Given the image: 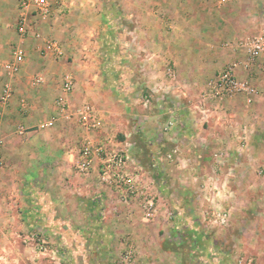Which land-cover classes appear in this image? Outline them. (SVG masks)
<instances>
[{"label": "rangeland", "instance_id": "obj_1", "mask_svg": "<svg viewBox=\"0 0 264 264\" xmlns=\"http://www.w3.org/2000/svg\"><path fill=\"white\" fill-rule=\"evenodd\" d=\"M46 1L44 20L55 10L72 18L61 24L76 34L67 57L54 37L43 41L78 65L89 98L74 99V122H56L61 134L20 135V107L7 103L0 112V264L15 256L12 264H117L126 252L134 254L131 264H264V106L253 118L244 108L253 98L264 103V56H248L249 41L264 30V0ZM11 5L0 0V66L7 43L15 45L7 33ZM228 67L245 90L212 96L208 83ZM168 97L188 115L178 118L180 134ZM87 105L97 129L81 127L78 111ZM57 140L72 149L71 159L88 143L127 152L154 199L153 216L145 219L139 201L122 203L105 184L110 192L98 199L86 189L76 197L62 187L65 160L58 172L51 164L27 179L58 153ZM37 142H48V150L32 147ZM40 190L49 194L45 202Z\"/></svg>", "mask_w": 264, "mask_h": 264}, {"label": "crops", "instance_id": "obj_2", "mask_svg": "<svg viewBox=\"0 0 264 264\" xmlns=\"http://www.w3.org/2000/svg\"><path fill=\"white\" fill-rule=\"evenodd\" d=\"M8 1L12 4V21L9 26L10 29H8L7 33L11 35V43H15V45L7 43V50L4 51L7 53L2 54V56L4 55L3 58L5 57V62L0 66L3 71V76H1L2 78H0V112L3 113L2 110L7 103H9V105L13 104V106L15 105L16 107H20V113L15 114L18 119L16 133L20 135L33 133L36 135H48L52 131L61 134L62 132L56 129V122H65L64 124L74 122V118L70 117V115H75L72 113L74 110L73 106H71L74 103V99L81 97L88 99L89 97L83 94L80 80H78L77 78L76 73L78 70V65L75 62H67V59H65L64 57H55L54 52L47 48V44L44 43L43 39L45 35L54 37L53 39L57 40L55 41L60 45V47L62 48V52L64 53L65 57H67V55L70 54V47L67 43H69V39H71V37L76 34V31L74 29H71L67 24L66 26L65 24H61V22H70L72 21V18H68V16L63 17L62 15H57L55 10L53 12V17L49 18V21L47 22L44 19H37L35 17L26 18L28 30L27 34L22 36L17 32V24L20 15L17 2L16 0ZM16 49L23 50L24 58L20 63L17 73L14 75H10L6 72L5 65L13 59V52ZM53 57L56 58L55 61H52ZM68 74L73 77V86L70 92L65 93L62 90L61 85L63 84V78ZM185 79L186 84L192 83V80L190 78ZM1 88H3V91L6 89L8 91H12L9 98H7L6 100H4L3 98L4 92L2 91L1 93ZM172 93L173 92H171V94ZM80 95L81 97H79ZM59 99H64V101L67 102V106L62 108L58 103ZM169 99L170 98L168 97L169 102L170 100L173 101V104H171V106H168V113L172 114L175 122L173 131L180 134V128L177 127L178 118L180 119V121L182 119L183 122H185L188 120V118H186L188 117V115L184 113V111L178 110L179 108H177L176 104H179V102L175 104V99ZM233 100L235 102L241 99L240 97H236ZM252 100V104L248 106L249 101H247V105H245L244 107L247 110L250 109L249 112L251 114L247 115L250 118L254 117L253 114L257 111V109H259L260 105L261 107L264 106V103L257 101V98H253L251 99V101ZM20 101L22 103H20ZM196 108L198 111H201L200 106H196ZM196 116H199L197 112ZM255 117L259 116L256 115ZM2 119L3 117L1 116L0 122L2 121ZM196 128L198 130L200 129L199 133H201L202 131L206 133V131L202 130L203 128L201 129L198 124H196ZM70 130L71 127L68 126L66 128V133L70 134ZM80 130L82 131L81 128ZM208 130L211 131L210 128ZM82 133L84 134L82 136H85V139H97L96 134L89 133L86 135L85 132ZM57 142L58 143H56V145L59 147V150H57L58 153L51 154V156L43 158V160L38 164L39 166L35 171L34 169L28 170L27 179H32V177L34 178L35 176H40V173H43L45 169L50 168V166L48 165L51 164L54 167L53 172L55 171L54 173H56L58 172V170H60L62 161L65 160L68 163V166L65 167L67 170L65 176L68 177V179L66 183H62V187L67 188V190H70L71 193H76L73 194L77 195L76 197H80L81 195H83V191L84 189H86V193H88L89 195H93V198L91 199L92 201L94 199H98V197H102V193L106 195L109 189L99 180L98 166L100 165V161L94 158L93 168L88 174H82L75 168L70 169L71 166L69 165L72 164H70L72 149L64 148V143L62 144L58 140ZM32 147L36 149L48 150L49 143L37 142L35 146ZM61 149H64L62 150L63 153L60 151ZM61 153L63 154V156ZM59 179L63 182L65 181V179L62 178ZM76 181L80 182V184H78ZM36 194L38 198H41L43 200L42 202H45L46 198L49 197L48 193L42 192L41 190L40 192L37 191ZM44 207L42 209L43 213L47 212ZM22 252L25 253L26 251L23 250ZM17 258L20 257L15 256L12 260H10L9 263L12 264L13 262L17 261Z\"/></svg>", "mask_w": 264, "mask_h": 264}, {"label": "built area", "instance_id": "obj_3", "mask_svg": "<svg viewBox=\"0 0 264 264\" xmlns=\"http://www.w3.org/2000/svg\"><path fill=\"white\" fill-rule=\"evenodd\" d=\"M18 9L20 12L17 31L19 35H26L28 26L26 18L28 15L46 19L50 16L51 9L46 0H18ZM47 48L54 52L57 56H61L62 52L55 43H48ZM248 56L254 60L264 56V30L253 37L248 43ZM24 58V52L16 49L13 52V59L5 65L8 74L17 73L20 63ZM72 81L68 77L62 84V90L67 93L72 90ZM209 92L214 97L233 96L245 90V86L239 82L234 72V68L228 67L221 71L208 83ZM4 92V100L9 98L10 92L6 89ZM58 103L61 107H65L64 99H59ZM78 118L81 127L86 130L97 129L100 122L94 110L90 106H84L78 111ZM70 162L75 169L82 173L88 174L93 168V160L96 156L100 157L99 180L112 187L121 197L122 203L130 201H139L142 213L145 219H149L155 212L154 199L149 193V189L141 182V176L137 169H130L134 164L133 159L125 151L107 152L102 146H92L89 143L83 144L78 152L74 155ZM134 166V165H133ZM39 250L45 248V242L37 243ZM134 259L132 252H126L117 264H131Z\"/></svg>", "mask_w": 264, "mask_h": 264}]
</instances>
